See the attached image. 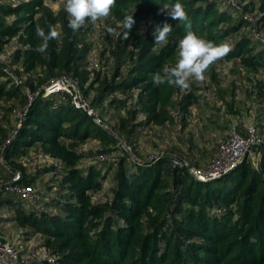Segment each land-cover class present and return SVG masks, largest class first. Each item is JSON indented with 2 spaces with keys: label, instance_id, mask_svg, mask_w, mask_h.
<instances>
[{
  "label": "trees",
  "instance_id": "trees-1",
  "mask_svg": "<svg viewBox=\"0 0 264 264\" xmlns=\"http://www.w3.org/2000/svg\"><path fill=\"white\" fill-rule=\"evenodd\" d=\"M46 1L24 0L8 6L7 0H0V53L10 41L18 39L20 47L13 60L23 61L24 72L32 75L25 80L31 92L67 76L94 109H119L123 116L114 134L132 151L137 143L135 135L124 136L122 131L128 124L134 123L132 131L136 133L149 125L161 127L173 122V110L187 112L198 102L195 92L185 93L178 100L179 88L157 86L152 79L155 72L174 60L187 24L197 35L217 44L248 25L241 15L234 17L223 11L220 0H180L188 20L168 18L173 30L164 44L155 45L152 32L166 19L158 14L159 9L176 0H116L111 15L96 23L108 44L102 55L103 65L91 70L87 60L92 53V45L87 42L91 22L73 33L64 6L55 12ZM241 1L247 3L246 12L248 4H254ZM259 14V28L264 30V0H259ZM129 15L136 21L129 39L108 38L107 28L121 25ZM36 25L46 32L53 25L61 33L49 42L43 55L35 51L41 43L35 35ZM142 28L146 29L143 37L137 35ZM243 36L224 60L239 62L254 74L264 71V49L255 53L261 44ZM5 78L0 63L2 119L15 105L3 107L1 102L13 101L24 109L29 102L25 87ZM250 78L256 80V76ZM117 94L125 99L111 98ZM13 131L9 133L0 123V151L5 159L0 163V178L6 183L21 172L22 180L14 184L34 187L39 177L27 175L19 161L36 146L63 165V180H55L59 195L43 198L41 209L22 198L24 204L16 202L12 207L11 221L40 235L42 246L54 258V262L34 264H264V164L261 170L246 158L232 172L209 182L198 180L189 167L176 165L170 157L138 164L125 151L108 163L81 167L85 159L92 158L91 153L79 150L81 145L98 140L111 147V152L118 150V141L93 117L63 102L59 95L44 97L41 93L34 98L19 121L17 135L4 150ZM105 152L96 155L108 154ZM110 163L117 166L116 185L106 191L107 172L101 165ZM49 170L52 172L53 167ZM5 190L0 193V209L8 202L2 194ZM102 193L104 198H98Z\"/></svg>",
  "mask_w": 264,
  "mask_h": 264
},
{
  "label": "rangeland",
  "instance_id": "rangeland-1",
  "mask_svg": "<svg viewBox=\"0 0 264 264\" xmlns=\"http://www.w3.org/2000/svg\"><path fill=\"white\" fill-rule=\"evenodd\" d=\"M23 1L16 0L14 2L7 0L5 4L11 6ZM251 1L254 4H248L247 12L260 15L259 0H250L249 2ZM220 2L223 11H229L234 17L240 16L226 0H220ZM64 4L65 0H54L50 1L49 7H52L53 11L57 12ZM12 21L9 18L8 22L11 23ZM90 25L91 29L87 35V42L92 45V55L102 62L101 60H104L102 55L108 43H106L105 39L102 40L100 27L96 23H91ZM114 28H118L119 30L120 24ZM261 32L264 34V30ZM111 37H114V35L108 33V38ZM240 37L241 34L239 33L224 42L229 43L233 47ZM243 37L251 38L250 30ZM19 47L17 38L10 41L4 47L3 52L0 53V63L2 65L8 61L14 71H17L18 75L25 81L32 75L24 72L23 61L15 63L13 60V55ZM263 49L264 46L261 45L255 53ZM178 53L179 49L174 60L168 64V67L175 65L179 58ZM223 60L217 61L209 68L205 74L206 79L204 81L200 82L193 79L190 81V88L188 90L180 89L179 95L176 97L178 100L190 91L195 92L198 97L199 91L202 89L201 85L205 86L204 88L208 91V96L204 98L199 97L198 102L191 106L189 111L180 112L182 116L179 119L176 118L175 109L172 111L174 117L172 123L161 127L149 125L143 129H138L137 133L132 131L134 123H130L122 130L124 136L127 134L135 135L134 140L137 143L133 144V151L128 147L123 138L114 134V131H118L121 123L123 116L121 111L117 108L109 107L95 108V111L103 121V124L100 125L117 139L118 144L115 147L118 150L110 152L111 147L104 146L98 140H89L84 145H81L79 150L91 153L90 156L92 158L85 159L81 167L93 165L97 153L108 151V154L103 155H110L112 159H115L123 156V151H125L138 164H145L167 156L173 160L186 163L190 169L204 172L208 170L211 161L217 157L220 146L228 138L233 125L236 124L240 132H243L245 126L254 125L258 129L261 139L264 141V71L260 70V72L254 74V72L243 67L239 62L232 60L230 61L231 67L227 74L221 75L219 69ZM90 69L92 70V68ZM94 69H100V66L94 67ZM251 75L256 76V80H251ZM236 80L240 82L239 86L236 84ZM238 88H240L239 96L236 95V89ZM260 89H262V93ZM254 92L257 94L256 97H254ZM92 95H95V93H92ZM13 103V101L11 103L1 102L3 107L15 105L12 106L13 110L8 112L4 119H2L4 112H0V123L9 133L17 129L20 121L19 115L24 109L21 105ZM256 149L260 150V148ZM0 163H5L3 152L1 151ZM19 163L25 168L27 175L39 177L34 187L50 192V199L60 194L59 185L56 183L51 170H49L52 159L46 157L37 146L31 150V154L21 159ZM112 164L101 165L107 169H104L107 172V179L104 185L106 191L111 190L116 185L114 177L117 166H113ZM256 164L259 165L258 162ZM110 167L113 168L111 169ZM19 173L21 174V172ZM21 177L22 175L18 180ZM5 184H7L5 180L0 178V191L3 190ZM2 194L5 199H8V202L4 203L0 209V240L2 242L0 243V247L10 241L17 247L21 257L32 258L33 263L48 256L49 251L42 246L43 238L40 235L32 234L29 228H20L11 221L13 218V204L16 202L24 204L21 196L17 192L9 190H5ZM53 212L56 213L55 211Z\"/></svg>",
  "mask_w": 264,
  "mask_h": 264
},
{
  "label": "built area",
  "instance_id": "built-area-1",
  "mask_svg": "<svg viewBox=\"0 0 264 264\" xmlns=\"http://www.w3.org/2000/svg\"><path fill=\"white\" fill-rule=\"evenodd\" d=\"M16 2V0H12ZM232 8L240 14L248 25H244L240 34L245 35L247 31L250 30L251 38L264 46V34L259 28V21L261 19L260 15L256 13H249L244 10L246 3L241 0H226ZM46 5H50V1H46ZM53 5V4H52ZM52 8V7H51ZM144 22L142 23L144 28ZM93 53L88 55L89 68L94 69V67L102 66L103 63L98 61ZM105 57H109L107 53ZM3 65V72L5 74V79L11 81V83L18 87H25L26 93L29 97V102L24 111L19 115L20 120L24 119L28 108L31 106L34 98L40 96L43 93L44 97H51L54 95H59L61 100L65 103H71L76 108L80 109L82 112L86 113L88 116L93 117L98 124H103L102 119L97 114L93 108L90 100L85 97L81 92L77 84L72 81V79L67 76H62L58 79L52 80L49 84L42 86L38 91L31 92L29 87L25 85V81L22 77L14 71V69L9 65V62H5ZM230 61L224 60L220 66L219 73L221 75H226L230 69ZM236 84L239 86L240 82L236 80ZM202 89L199 91V97L204 98L208 96V91L205 90V86L201 85ZM137 94V93H135ZM240 88L236 89V95L239 96ZM254 97L256 94L254 93ZM111 98L125 99L124 95L117 94L113 95ZM176 118L181 117L179 108L176 109ZM17 135V129H15L10 137L7 139L4 144L3 149L5 150L8 146L11 145L13 138ZM260 148V150L256 149ZM246 158L250 159L253 163L256 164L261 170L263 169L264 163V141L261 139L258 129L254 125H248L244 127L243 132L239 131L238 126L235 124L231 127L228 138L221 144L219 153L215 159L211 161V164L206 171H198L196 169H190V172L200 181L209 182L215 179H219L229 172L235 170ZM112 159L110 155H97L94 159L95 163H108ZM176 165L189 167L186 163L179 162L174 160ZM53 167L52 175L55 180L59 183L63 180V165L59 162L53 161L51 163ZM190 168V167H189ZM21 176L20 173L13 178V180L5 184L6 190L17 192L22 199L28 201L33 207L38 209L42 208V199L49 198L50 194L44 191L41 188H36L33 186H22L15 185L18 178ZM100 199L104 198V193L100 194ZM0 243L1 240H0ZM40 260H48L54 262V258L50 255L45 256ZM38 260V261H40ZM36 261V262H38ZM35 262V263H36ZM0 264H34L32 258H23L20 256L19 250L17 247L11 243H7L0 247Z\"/></svg>",
  "mask_w": 264,
  "mask_h": 264
},
{
  "label": "clouds",
  "instance_id": "clouds-1",
  "mask_svg": "<svg viewBox=\"0 0 264 264\" xmlns=\"http://www.w3.org/2000/svg\"><path fill=\"white\" fill-rule=\"evenodd\" d=\"M116 6V0H66L64 10L68 14V27L76 33L82 28L86 22L92 24L98 21L106 20ZM164 15L166 19L160 25H156L153 32V43L155 45L164 44L169 34L173 30L172 24L168 23V18L175 21H187L188 16L185 11V6L176 0L175 3L159 9V13ZM136 21L133 15L126 16L121 22L120 28L108 27L107 32L116 37L129 39L130 32ZM35 35L39 37L41 43L35 48V51L41 55L47 53L49 42L60 37L61 33L56 26L49 25L48 31L36 25ZM146 29H140L137 35L143 37ZM178 60L174 66H165L162 70L153 74L152 79L154 85L175 86L182 90L190 88V81H204L206 72L209 68L224 59L232 51V46L227 42L219 44L209 41L197 35L191 29V25L187 24L185 34L178 42Z\"/></svg>",
  "mask_w": 264,
  "mask_h": 264
},
{
  "label": "water",
  "instance_id": "water-1",
  "mask_svg": "<svg viewBox=\"0 0 264 264\" xmlns=\"http://www.w3.org/2000/svg\"><path fill=\"white\" fill-rule=\"evenodd\" d=\"M83 113H84V112H83ZM84 114L87 115L86 113H84ZM231 172H232V171H231ZM229 173H230V172H229ZM21 180H22V177H21L19 180H17L16 183L20 182ZM1 191H2V190H1ZM1 191H0V193H1ZM8 244L10 245L11 242L9 241Z\"/></svg>",
  "mask_w": 264,
  "mask_h": 264
}]
</instances>
